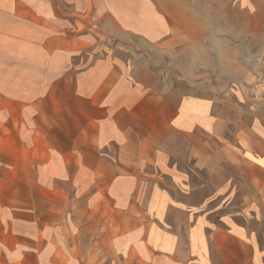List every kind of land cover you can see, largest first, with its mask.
<instances>
[{"label": "crops", "instance_id": "obj_1", "mask_svg": "<svg viewBox=\"0 0 264 264\" xmlns=\"http://www.w3.org/2000/svg\"><path fill=\"white\" fill-rule=\"evenodd\" d=\"M106 3L97 13L115 6ZM92 5L0 0V264H72L75 254L85 256L81 264H104L98 260L104 238L115 243L113 256L138 257L140 264H210L215 228L203 204L169 202L186 219L173 225L151 211L146 218L133 210L122 222L106 211L135 204V192L152 190L162 177L177 190L190 189L188 171L169 165L163 150L184 131L185 104L152 96L128 70L129 60L113 54L89 70L70 71L73 53L90 43L55 32H70L73 12L89 13ZM239 139L254 152L242 155L245 168L261 175L255 180L264 188L263 136L252 129ZM141 174L151 180L139 181ZM76 207L75 216L65 211ZM226 233L247 245L231 226ZM74 237L95 239V248L77 250Z\"/></svg>", "mask_w": 264, "mask_h": 264}, {"label": "rangeland", "instance_id": "obj_2", "mask_svg": "<svg viewBox=\"0 0 264 264\" xmlns=\"http://www.w3.org/2000/svg\"><path fill=\"white\" fill-rule=\"evenodd\" d=\"M100 1L91 0L89 13L73 12L70 32H55L57 38L90 43L73 53L70 71L89 70L98 57L113 54L129 60L128 70L152 96L184 103V131L163 150L169 165L188 171L190 186L183 192L170 177H162L156 187L149 185L152 190L136 191L135 204L107 208V213H118L122 222L133 210L146 218L151 211L173 225L176 218L186 219L169 202L203 204L215 228L210 264H264V188L254 169L245 168L242 155L254 152H247L239 139L252 129L264 138V0H103L115 6L97 13ZM65 211L75 216L79 208ZM127 224L120 223L121 230ZM229 226L245 236L246 246L229 239ZM100 242L98 260L104 264H140L138 257L113 256V240ZM72 243L77 250L85 245L94 249L96 240L74 237ZM82 257L73 255L72 264H81Z\"/></svg>", "mask_w": 264, "mask_h": 264}]
</instances>
